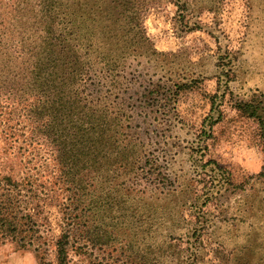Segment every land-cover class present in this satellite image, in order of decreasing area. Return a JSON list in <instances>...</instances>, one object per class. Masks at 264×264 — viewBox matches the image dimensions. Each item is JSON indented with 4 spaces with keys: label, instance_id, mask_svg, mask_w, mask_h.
<instances>
[{
    "label": "trees",
    "instance_id": "obj_1",
    "mask_svg": "<svg viewBox=\"0 0 264 264\" xmlns=\"http://www.w3.org/2000/svg\"><path fill=\"white\" fill-rule=\"evenodd\" d=\"M151 3L0 0V235L41 255L40 264H70L68 247L80 224L75 210L85 203L97 210L104 190L120 194V203L136 195L153 209L182 193L170 176L167 132L190 83L135 76L161 55L146 28ZM263 98L253 93L235 108L258 123L264 148ZM203 164L207 184L202 192L192 184L178 211L182 240L198 242L207 228L228 222L207 207L236 197L229 225L240 226L237 247L251 257L264 251V166L236 184L231 174L212 173L220 167L215 161ZM52 198L60 214L57 263L45 259L40 235L52 228L44 211ZM163 214L170 219L167 209Z\"/></svg>",
    "mask_w": 264,
    "mask_h": 264
},
{
    "label": "rangeland",
    "instance_id": "obj_2",
    "mask_svg": "<svg viewBox=\"0 0 264 264\" xmlns=\"http://www.w3.org/2000/svg\"><path fill=\"white\" fill-rule=\"evenodd\" d=\"M263 16L260 0H152L146 28L161 55L140 65L135 76L144 72L190 83L179 99L178 122L167 132L170 176L182 193L162 201L158 209L146 200L137 202L141 197L136 195L125 194L120 203V194L108 190L100 195L97 210L80 205L75 210L80 224L68 247L70 264H264V251L251 257L237 247L243 245L242 239L236 241L240 226L229 225L236 197L208 205L217 220L229 219L207 228L198 242L182 240L178 213L192 184L200 191L207 184L203 163L215 161L223 170L212 173L231 174L236 184L262 171L258 123L240 114L235 104L264 93ZM216 95L217 111L212 112ZM217 112L221 118L210 126ZM57 204L55 198L44 203L45 222L52 228L44 226L40 233L44 257L53 263L58 262L55 238L60 233ZM18 247L0 235V264H40L41 255Z\"/></svg>",
    "mask_w": 264,
    "mask_h": 264
}]
</instances>
